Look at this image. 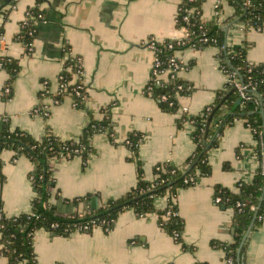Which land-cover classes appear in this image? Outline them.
Listing matches in <instances>:
<instances>
[{
    "label": "crops",
    "instance_id": "0c3cea01",
    "mask_svg": "<svg viewBox=\"0 0 264 264\" xmlns=\"http://www.w3.org/2000/svg\"><path fill=\"white\" fill-rule=\"evenodd\" d=\"M216 1L204 0L201 17L226 26L234 8L219 0L221 10L217 14ZM179 2L16 0L12 8L0 4V57L15 59L19 65L11 97L4 99L0 93V126L6 118L11 130L20 129L35 139L46 131L61 140L77 139L90 117L102 119V109L111 105L114 140L108 133H95L91 138L93 151L85 165L75 156L53 166L55 186L49 202L58 215L80 214L104 205L135 186L136 163L129 159L132 153L124 144L129 132L143 135L138 157L146 180L153 179L157 163L169 162L181 169L193 152V124L186 120L178 128L177 119L183 112L189 116L201 113L212 102L215 91L225 85L218 49L187 47L178 53L188 67L177 75L192 90L179 98L177 112L163 111L145 93L154 60L147 42L182 37L183 29L176 26ZM32 7L38 8L43 19L36 25L32 51L27 53L17 35L26 10ZM227 31L228 45H247V60L264 64V28L257 31L233 25ZM70 57L81 61L86 93L82 108L76 107L68 94L54 102L58 75ZM8 77L0 69V89ZM39 105L48 109L47 115L35 111ZM256 145L243 119H236L223 130L218 145L208 151L211 173L177 191V212L183 220L179 241L159 224L156 213L137 216L133 209H125L110 230L95 226L88 232L74 230L66 236L36 230L32 243L37 264H229L217 243L233 242V209L215 204L214 191L217 185L235 190L237 183L251 181L259 167ZM0 162L3 211L8 216L29 212L36 197L31 182L34 163L12 150H3ZM86 195L91 196L89 200L73 203V199ZM166 202V196H159L154 206L162 209ZM244 263L264 264V216L248 234ZM0 264H7L5 256L0 255Z\"/></svg>",
    "mask_w": 264,
    "mask_h": 264
},
{
    "label": "trees",
    "instance_id": "16d2710c",
    "mask_svg": "<svg viewBox=\"0 0 264 264\" xmlns=\"http://www.w3.org/2000/svg\"><path fill=\"white\" fill-rule=\"evenodd\" d=\"M203 2L204 0H180L177 6L176 26L185 28L187 36L174 40L167 38L161 42L154 41V53L158 60L156 68L159 71L167 69L170 57L175 50H183L190 45H194L196 49L216 47L219 64L229 72L234 71L235 77L241 83H250L245 92L246 98L240 97L234 83L226 82L222 89L215 91L212 102L201 113L194 116L181 113L177 119L178 128L186 120H190L193 124L191 131L194 143L193 152L185 160L181 169L169 162L157 163L153 167L152 180L144 179L142 164L138 157V146L143 140V135L136 131L129 132L124 144L132 153L129 159L136 163L135 186L117 199L108 200L104 205L87 208L86 213L81 217L60 216L56 213L54 205L50 204L49 198L55 186L50 162L52 159L61 157L70 159L78 156L85 165L93 151L91 138L95 133H108L109 139L113 141L111 105L102 109V119L96 120L90 117L79 137L69 140H61L50 131H46L40 139H35L20 129L11 130L8 119L5 118L0 126V153L3 150H12L30 158L35 165V171L31 174V182L36 191V197L32 199L29 212L8 216L3 211L0 201V244L2 245L0 255L7 258V264H37L32 243L36 230L45 229L62 236L69 235L78 226L84 224L91 226L95 224L104 230H110L119 213L125 209H133L137 216L156 213L159 224L171 236L176 234L177 241H179L183 230V220L177 212L175 199L177 191L179 188L193 185L198 177L211 173L208 151L218 145L223 130L236 119L244 120L257 141L255 152L259 167L251 181L237 183L235 190L217 185L214 196L220 197L219 205L233 209V242L217 244L225 251V258L231 259V264H245V245L248 235L245 239L244 236L249 228L251 232L260 225L264 216V64L249 62L246 58L245 45L228 46L225 44L227 29L237 22H243L247 26L251 25L259 31L263 30L264 0H226L234 8V15L228 19L226 26L219 25L216 21H203L201 17ZM12 3V0H0L1 5ZM29 10L33 17L40 13L37 7L29 8ZM188 10L192 11L189 13ZM217 10H221L220 1ZM184 16H187V20ZM29 22H32V19H29ZM30 29H35L36 33V26L30 23L20 29L17 35V39L23 44L27 53H30L27 47L32 44L35 36V33L33 36L28 34ZM169 45L171 48L168 47ZM0 63L1 69H4L9 76L4 85L10 89L8 94L2 93L3 89L0 93L4 99H8L12 94L11 85L19 71V65L17 60L6 56L0 57ZM75 70L76 67L73 65L71 71H64V79L72 80ZM179 85L181 88H178ZM74 86L75 84H67L54 95V98L60 101L61 97L68 94L73 101L77 102L76 107L82 108L83 104L79 103V98L72 90ZM191 90L192 86L178 76L173 79L163 77L158 83L152 77L145 87V93L166 112H177L179 98L188 95ZM238 99L240 101L236 104ZM208 145L209 148L206 149ZM239 151L240 146L236 148L237 155ZM2 182L3 175L0 171V183ZM159 196L167 197L166 205L162 209L154 206V199ZM90 197L86 195L72 201L77 204L81 200H89Z\"/></svg>",
    "mask_w": 264,
    "mask_h": 264
},
{
    "label": "built area",
    "instance_id": "2783aa9c",
    "mask_svg": "<svg viewBox=\"0 0 264 264\" xmlns=\"http://www.w3.org/2000/svg\"><path fill=\"white\" fill-rule=\"evenodd\" d=\"M15 1L16 0H12L13 3L12 4H9L7 6L10 7V8H12L14 6V4H15ZM218 3H219V0H217L215 2V9H216L217 14H220V11L217 10ZM191 11L192 10H188L189 13ZM29 19H32V22H29ZM42 19H43V16H42L41 13H38L36 16L33 17L32 14H31V11L28 9L25 12L24 19L20 23V29H22V28L30 25V23H31L32 26H36L37 23L40 20H42ZM184 19L187 20V16H184ZM218 24L219 25H222V26L224 25V24H220V23H218ZM234 25H238L241 28H249V27H251V28L255 29L253 26H251V25L250 26L249 25L247 26L243 22H237ZM181 29H183V35H182V37H186L187 36V32H186L185 28L181 27ZM255 30H257V29H255ZM257 31H259V30H257ZM34 33H35V29H30L28 31V34L30 36H33ZM182 37H180V38H182ZM180 38H176V39H180ZM172 39L174 40L175 38H172ZM202 41H205V39H202ZM147 44H148L149 47H151V49L154 52V50H155V48H154V40L150 39L147 42ZM225 45H228L227 44V40H226V44ZM228 46H230V45H228ZM168 47L171 48V45H169ZM188 48L196 49V47L194 45H190ZM27 50L29 52L32 51V44H29L28 45ZM180 51H182V50H175L174 51V54L170 57V63H169L168 68L165 69V70H163V71H159L156 68V65L158 64V60H157V57H156V55L154 53V60H153V64H152V67H151V72H150V78L149 79H151L152 77H154L155 80H156V82L158 83L159 80L161 78H163V77L173 79L176 76H178L177 74H178L179 71H182V70L187 69L188 66L178 56V53ZM218 62H219V60H218ZM73 65L76 67V70L74 71V74H73L74 75V78L72 80H70V81H66L64 79L63 72L66 71V70L67 71H71ZM1 67L2 66H1V63H0V69H1ZM219 67L221 68V70L225 74V79H226L225 80V83L226 82L234 83L235 84V87L238 89V92H239L240 97L241 98H246L245 92H246L247 87L250 86V83L249 82L248 83H245V84L244 83H241L235 77L236 73L234 71L233 72H229L224 66H222L220 64H219ZM168 74H169V76H167ZM69 83L70 84H75V86L72 88V90H73L74 94L79 98V103H82L83 104L84 101H85V99H86V93H85V87H84L83 82H82L81 61L77 57H70L66 61L64 68L59 73V75H58V92L61 89H63ZM178 88H181V86L179 85ZM1 89H3L1 92L2 93H5V94H8L9 91H10L9 87L8 86H5V85H3ZM163 99H164V96H163ZM54 102L57 103L59 101L57 99H54ZM73 104L76 106L77 102L73 101ZM35 111L41 112L44 115H47L48 114V109L46 107H41L40 105L35 108ZM189 122H191V121L189 120ZM61 159H63V158L61 157L60 159H52L51 162H50L52 168H53L54 164L57 161L61 160ZM220 201L221 200H220V197L219 196H214V202H215V204H219ZM237 205H239V203H237ZM85 213L86 212L84 211V212H82L80 214H71V216L81 217ZM65 216H69V215H65ZM52 226H54V225H52ZM94 227H95V224H92V226L89 225V224H84V225L78 226L75 230H78L80 232H88L89 230H92ZM172 237L175 239V241L177 240V235L176 234L174 236H172ZM0 247H2L1 244H0ZM227 262L229 264H231V259H227Z\"/></svg>",
    "mask_w": 264,
    "mask_h": 264
},
{
    "label": "water",
    "instance_id": "95a60500",
    "mask_svg": "<svg viewBox=\"0 0 264 264\" xmlns=\"http://www.w3.org/2000/svg\"><path fill=\"white\" fill-rule=\"evenodd\" d=\"M239 101H240V99L237 100L236 104H238ZM207 126H208V123H207ZM208 148H209V145L206 147V149H208ZM94 200H95V199H93V201H94ZM93 201H92V202H93ZM91 206H92V207L94 206L93 203H92ZM249 231H250V228H249L248 231L246 232V234H245V236H244V239H245L246 236L249 234ZM242 249H244V247H242Z\"/></svg>",
    "mask_w": 264,
    "mask_h": 264
},
{
    "label": "rangeland",
    "instance_id": "374dc122",
    "mask_svg": "<svg viewBox=\"0 0 264 264\" xmlns=\"http://www.w3.org/2000/svg\"><path fill=\"white\" fill-rule=\"evenodd\" d=\"M246 46V50H247V45H245ZM180 110V109H179Z\"/></svg>",
    "mask_w": 264,
    "mask_h": 264
}]
</instances>
